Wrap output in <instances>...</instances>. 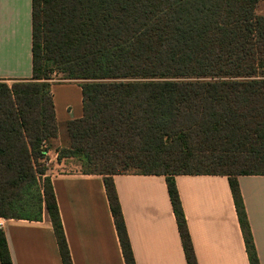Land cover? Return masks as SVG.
Listing matches in <instances>:
<instances>
[{
    "label": "trees",
    "instance_id": "trees-1",
    "mask_svg": "<svg viewBox=\"0 0 264 264\" xmlns=\"http://www.w3.org/2000/svg\"><path fill=\"white\" fill-rule=\"evenodd\" d=\"M259 0H31V77L0 81V217L48 215L72 264L45 163L58 126L50 74L77 81L82 114L57 161L102 177L125 264H135L112 176L162 175L186 264H197L176 175H223L249 264H259L237 176L264 175ZM46 144V145H45ZM44 147V148H43ZM0 264H12L0 229Z\"/></svg>",
    "mask_w": 264,
    "mask_h": 264
},
{
    "label": "crops",
    "instance_id": "crops-1",
    "mask_svg": "<svg viewBox=\"0 0 264 264\" xmlns=\"http://www.w3.org/2000/svg\"><path fill=\"white\" fill-rule=\"evenodd\" d=\"M31 77V0H0V81ZM57 126L82 114L80 87L52 84ZM48 154V172L72 264H125L102 177ZM135 264H186L162 175L112 176ZM174 181L197 264H249L226 176ZM259 264H264V175L237 176ZM12 264H62L48 215L2 218Z\"/></svg>",
    "mask_w": 264,
    "mask_h": 264
},
{
    "label": "rangeland",
    "instance_id": "rangeland-1",
    "mask_svg": "<svg viewBox=\"0 0 264 264\" xmlns=\"http://www.w3.org/2000/svg\"><path fill=\"white\" fill-rule=\"evenodd\" d=\"M255 12L258 15H264V0H259L258 3L256 4L255 7ZM62 78V73L58 72V71H54L52 74H50V81L49 84H67V83H74V84H78L77 81H67ZM11 83V82H10ZM10 83H6L7 85H9ZM51 144V148H54L55 152L57 148H61L66 146L67 144V135H66V131H65V126L64 124H60L58 126V131H57V138L52 140L50 142ZM46 145V144H45ZM44 148V147H43ZM50 150V149H48ZM57 154V152H56ZM46 161L48 160V154H46Z\"/></svg>",
    "mask_w": 264,
    "mask_h": 264
},
{
    "label": "built area",
    "instance_id": "built-area-1",
    "mask_svg": "<svg viewBox=\"0 0 264 264\" xmlns=\"http://www.w3.org/2000/svg\"><path fill=\"white\" fill-rule=\"evenodd\" d=\"M48 163V161H46V164ZM0 227H2V218L0 217Z\"/></svg>",
    "mask_w": 264,
    "mask_h": 264
}]
</instances>
